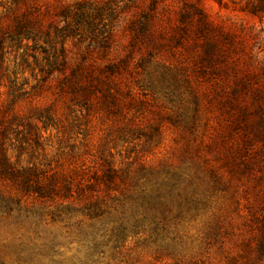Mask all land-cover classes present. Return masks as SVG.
I'll return each instance as SVG.
<instances>
[{
	"label": "trees",
	"instance_id": "1",
	"mask_svg": "<svg viewBox=\"0 0 264 264\" xmlns=\"http://www.w3.org/2000/svg\"><path fill=\"white\" fill-rule=\"evenodd\" d=\"M262 3L260 9L264 11V0ZM114 12L115 4L111 0L74 3L0 0V212L8 214L16 210V216H21L23 211L25 220L32 218L34 225L27 243L19 245L20 264H43V258L53 259L59 254L58 237L61 234L40 229L45 215L51 220L62 215L95 220L96 223L87 225L89 230L80 231L78 239L85 254L92 256L100 246L98 237L107 232L116 243L122 242L128 232L131 235L147 232L155 239V235L174 219V203L183 201L187 209L196 212L204 205V196L193 190L183 195L184 182L189 187L200 179L195 173L186 174L193 164L186 167L167 163L158 167L139 164L137 170H131L128 166H116L110 152L93 149L78 155L68 154L70 167L63 170L57 160L52 159L48 167H41L11 162L7 155L8 143L16 142L20 149L28 146L43 151V131L55 129L62 138L74 127L79 128L80 118L85 117V123L89 122L102 110L111 122L114 110L121 104L126 108L135 102L141 104V93L133 92L127 76H133L134 72L140 75V68L153 63L156 54L152 49H146L147 55L138 57L136 50L143 42L155 44L159 35L148 30L147 21L138 29L129 24V43L118 49L113 46L117 38ZM198 15L200 35L207 41L217 36L204 15L200 12ZM181 18L183 31L180 37H183L187 33L188 20L185 16ZM104 19L110 20L107 29ZM100 24H103L101 28ZM29 48L33 49L34 63H37L39 53L45 60V66H39L42 76L37 78L36 73L32 74L34 83L24 76L22 63L17 64L14 60L22 67H10L11 52L17 54L21 50V59H27ZM213 52L217 55L221 50L209 46L206 57ZM206 65L178 66L173 81L205 82L208 77L206 67L211 73H232L234 76L230 96L218 101L233 110L234 124L242 121L244 127L242 131L234 132L237 136L230 145L226 143L218 162H212L210 158L200 162L196 159L199 174L208 173L219 185L224 176L229 181L254 169L255 162L261 158L251 147V136L254 134L264 141V93L259 94V88L250 87L252 80L242 68ZM162 66L166 71L172 68ZM242 90L251 92L249 101L233 96V92ZM43 98L48 100L42 101ZM64 101L73 115L70 120L68 113L58 112ZM250 112L257 113L256 119L247 118ZM263 212H248L241 226L226 227L224 236L219 229L206 228L204 238L207 244L211 241L218 244L223 254L222 264L264 263ZM77 221L81 222V219ZM226 235L232 236V240H224L222 237L228 238ZM231 248L236 251L231 253ZM152 259L160 263L163 259L171 260L164 264L204 263L198 257H173L159 245L153 249Z\"/></svg>",
	"mask_w": 264,
	"mask_h": 264
},
{
	"label": "rangeland",
	"instance_id": "2",
	"mask_svg": "<svg viewBox=\"0 0 264 264\" xmlns=\"http://www.w3.org/2000/svg\"><path fill=\"white\" fill-rule=\"evenodd\" d=\"M62 1L74 3L81 0ZM111 1L115 4L113 17L117 33L113 46L121 49L128 45L131 36L129 24L138 29L147 21L148 30L159 35L155 44L143 42L138 44L136 50L138 57L147 55L146 49H152L156 54L153 63L140 68V75L134 72V77L127 76L133 92L141 93V104L135 102L130 108L127 107L129 109L121 104L114 110L111 122L102 110L89 122L85 123V117L80 118L79 128L74 127L62 138L55 129L43 131V151L39 148L32 150L28 146L20 149L16 142L8 143L7 155L11 162L21 165L48 167L52 159L57 160L63 170L70 167L68 154L78 155L93 149L110 152L116 166H128L131 170H137L139 164L152 167L165 163L183 167L193 164L186 174L195 173L200 179L189 187L184 182L183 195L193 190L204 196V205L196 212L187 209L183 201L174 203V219L169 221L165 230L155 235V239L147 232L135 235L128 232L122 242L116 243L107 232L98 237L100 246L92 256L85 254L78 239L80 231L89 230L87 225L95 220L83 216L66 218L64 215L51 220L49 215H45L40 229L61 234L58 237L61 245L57 256H53V259L45 257L42 263L159 264L152 259V251L159 245L176 258L198 257L203 264H222L223 254L218 244L212 241L207 244L204 231L207 227H214L221 230L224 236L223 230L230 226L240 227L248 212L261 213L264 210V141L254 134L251 136V147L255 155L259 153L261 158L255 162L254 169L244 172L242 176L229 181L224 176L226 180L223 178L217 185L208 173L200 175L196 159L200 162L210 158L212 162H218L226 143L230 145L233 142L234 132L238 133L244 127L242 121L235 125L233 110L218 101L230 96L234 76L232 73H211L206 67L208 77L205 82L185 84L179 80L173 81V74L178 66L234 65L249 75L247 78L252 80L250 87L259 88L257 93L263 94L264 11L260 9L263 0ZM198 12L212 24L217 36H224L223 39L214 36L207 41L205 36L200 35ZM183 16L188 20L185 26L187 33L180 37ZM104 23L107 29L110 20L104 19ZM102 25H99L100 28ZM209 46L221 52L217 55L213 52L206 57L205 51ZM22 53L21 50L17 54L11 52L10 67L19 66L14 60L17 64L22 63L24 76L34 83L32 74L36 73L37 78L42 76L39 66L44 65L45 60L41 59L42 54L39 53L37 63H34L32 48L27 49V59H21ZM219 54L222 56L219 57ZM162 65L172 68L166 71ZM250 95L251 92L245 93L244 90L233 92V96L247 101ZM46 98L42 101L48 100ZM62 103L58 112L68 113L70 120L73 115L65 107L66 101ZM256 117V112L247 115L249 120ZM22 214L23 211L21 216H16V210L8 214L0 212V264H20L19 245L27 243L34 226L32 218L25 220ZM77 219H81V222ZM222 238L232 240L230 235ZM235 251L234 248L230 249L231 253ZM170 261L163 259L160 264Z\"/></svg>",
	"mask_w": 264,
	"mask_h": 264
}]
</instances>
